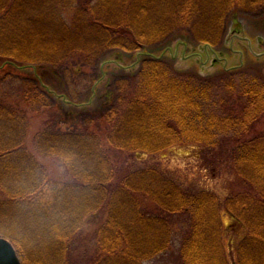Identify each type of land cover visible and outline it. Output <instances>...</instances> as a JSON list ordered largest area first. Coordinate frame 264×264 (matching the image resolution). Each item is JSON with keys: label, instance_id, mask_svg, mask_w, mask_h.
I'll use <instances>...</instances> for the list:
<instances>
[{"label": "trees", "instance_id": "trees-1", "mask_svg": "<svg viewBox=\"0 0 264 264\" xmlns=\"http://www.w3.org/2000/svg\"><path fill=\"white\" fill-rule=\"evenodd\" d=\"M240 11L262 12L264 0H0V85L16 80L17 96L29 106L0 95V237L13 243L23 264H76L73 250L86 217L105 209L83 264L152 261L171 248L175 230L148 210V200L168 215H189L181 264H229L218 195L185 189L157 168L118 176L91 129L99 121L108 144L131 154L232 141L244 189L224 207L230 229L246 230L236 262L264 264V130L255 133L264 117V78L238 71L204 79L148 57L135 77L114 82L104 109L61 113L39 79L12 74L14 66L39 74L42 68L95 71L109 51L136 53L175 36L220 47ZM29 112L46 114L34 151L58 161L69 180L51 178L26 146ZM66 120L72 125L63 128Z\"/></svg>", "mask_w": 264, "mask_h": 264}, {"label": "rangeland", "instance_id": "rangeland-1", "mask_svg": "<svg viewBox=\"0 0 264 264\" xmlns=\"http://www.w3.org/2000/svg\"><path fill=\"white\" fill-rule=\"evenodd\" d=\"M248 38L253 42V50L257 54L264 53V11L244 12L240 11L229 19L226 42L218 49V55L229 59V67L239 65V55L234 51L243 53V66L241 70L250 76L264 78V56L255 57L248 47ZM204 46L198 42L182 36L173 39L157 47L136 52L127 53L121 51H109L100 61L96 70L83 66L80 72L74 73L73 69H67V73L58 69L42 68L40 74L32 67L14 66L12 74L15 76H35L40 80L43 88L52 95L59 111L65 113H92L104 109L107 104L108 93L113 88L117 79L135 77L139 71L141 61L155 56L163 59L176 73H186L200 78H216L225 73L224 62L217 65L204 53ZM232 49L234 51H232ZM96 73V74H95ZM232 73V72H231ZM95 78V80H93ZM94 82V83H93ZM20 91V83L10 79L0 85V95H7L13 102H19L22 107L28 108L27 103H22L17 96ZM236 98V97H235ZM234 100V99H233ZM30 119V131L26 140V146L36 155L55 180H69L66 169L53 159L45 158L34 151L33 138L41 129L46 114L28 113ZM62 124L63 128L72 125L70 120ZM255 133L264 130V117L257 123ZM91 129L97 133L102 145L108 150L110 156L118 167V176L124 177L136 170L145 168H157L172 177L177 184L185 189L195 191L206 190L218 195L221 204V224L223 230V244L226 250L229 264L236 262V245L246 235L244 227L231 230L232 216L227 213L224 202L227 197L237 194L244 189L239 176L233 168L232 151L235 145L232 141H225L219 147L210 148L201 144H189L174 146L157 154H131L114 150L108 144L106 124L104 121L96 122ZM148 202H151L148 200ZM147 207L153 214H160L168 220L175 230L171 248L145 264H181L180 246L186 235L190 223L188 214L179 213L168 215L161 209L150 203ZM107 210L90 214L85 219L83 232L79 236L78 245L73 250L72 260L76 264H83L86 255L93 251L96 243V232L106 222Z\"/></svg>", "mask_w": 264, "mask_h": 264}, {"label": "water", "instance_id": "water-1", "mask_svg": "<svg viewBox=\"0 0 264 264\" xmlns=\"http://www.w3.org/2000/svg\"><path fill=\"white\" fill-rule=\"evenodd\" d=\"M0 264H22L15 247L4 237H0Z\"/></svg>", "mask_w": 264, "mask_h": 264}]
</instances>
